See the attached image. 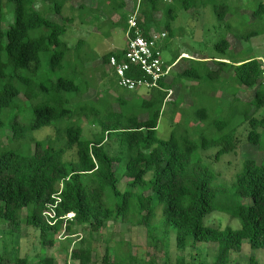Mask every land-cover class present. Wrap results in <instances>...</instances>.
Masks as SVG:
<instances>
[{
    "label": "trees",
    "instance_id": "obj_1",
    "mask_svg": "<svg viewBox=\"0 0 264 264\" xmlns=\"http://www.w3.org/2000/svg\"><path fill=\"white\" fill-rule=\"evenodd\" d=\"M136 3L0 0V222L10 235L18 233L23 225L30 226L39 231L42 246L53 247L62 233L72 236L77 233L74 226L84 224L98 233L111 221L131 223L145 226L152 235L151 221L157 206L163 204V226L175 231L177 247L183 250L198 242H211L217 246L211 264H228L231 252H240L244 240L254 250L264 249V160L245 159L229 186L215 183L216 174L198 154L200 149L219 147L215 154L219 159L235 151L238 128L247 123L249 142L260 143L264 115L257 114L264 108V67L259 56L231 59V43L224 38L215 45L221 57H199L182 68L181 61L188 58L177 56L170 61L176 64L171 76L162 80V89L149 90L142 99L109 88L94 89V78L96 83H114L109 58L121 56L123 50L87 56L86 51H80L83 43L79 39L75 70L65 66L66 59L72 61V49L62 37L77 19L86 24L88 17L107 8L108 14L100 13L95 18L127 30ZM210 4L218 18L228 16L230 5L226 0H146L140 8V24L146 36L152 29L159 31L162 22L169 30L179 9L195 13ZM6 5L13 6L14 20L4 29ZM82 9L93 15L75 16V11ZM116 15L123 25L111 19ZM263 15L261 2L254 19L261 20ZM263 32L264 28H256L239 35V39ZM184 80L191 81V86ZM201 87V99L224 89L226 95L214 97L229 107L181 108L180 90L188 89L192 94ZM252 88L253 96L248 101L238 96L241 89ZM167 89L173 91L175 103L172 130L164 139L158 135V126L167 103ZM86 125L90 137L84 135ZM43 127H51L53 134L36 139L34 131ZM212 129L218 135L210 134ZM72 150L75 159L67 160L66 154ZM123 166L128 185L125 190L119 187L122 178L117 175ZM148 189L150 194H146ZM56 197L60 201L55 208L56 222L51 225L44 211ZM244 199L250 201L244 203ZM216 210L238 218L241 227L205 225V216ZM70 213H74L72 219L64 218ZM93 252L90 242L82 240L79 247L71 249L70 259L74 264H92ZM110 254L107 246L102 263L95 264H119L110 260ZM8 260L0 254V264H10ZM36 264L56 262L45 255ZM178 264L187 263L182 259ZM249 264H258L255 255Z\"/></svg>",
    "mask_w": 264,
    "mask_h": 264
},
{
    "label": "rangeland",
    "instance_id": "obj_2",
    "mask_svg": "<svg viewBox=\"0 0 264 264\" xmlns=\"http://www.w3.org/2000/svg\"><path fill=\"white\" fill-rule=\"evenodd\" d=\"M219 2L222 0H218ZM230 5V12L225 19H220L216 15L212 4L206 8H199L195 13L184 9H179L175 20L171 21V27L167 30L162 22L159 31L164 30L167 33V39L163 42V59L164 62L169 63L175 59L181 51H186L191 54H196L201 57H221L215 49V45L226 38L231 43V49L228 51L231 54V59L243 60L251 57L259 56L263 60L264 67V32L257 36H249L246 39H239V35L250 30L264 28V17L261 20L254 19V11L259 7L264 0H226ZM83 13L87 16L93 13L87 12L85 9L75 11V16ZM108 14L107 8L99 9L98 14ZM69 15L68 12H66ZM95 15V16H96ZM93 17V22L80 23L76 21L70 28L67 29L66 34L62 37L68 46L72 49V61L66 59L65 66L69 71L75 70V61L79 60L75 52V46L79 39H82L83 45L80 46V51H86L87 56H100L111 50L122 48L125 43V33L122 26L112 27L111 22L99 21ZM264 16V15H263ZM120 15L115 17L118 24H122L119 19ZM91 19V18H90ZM166 17L162 15L161 20L164 21ZM14 20V10L12 5L5 7V20L3 22L4 29L7 28L8 23ZM259 23V26H257ZM183 57V56H182ZM196 59V58H194ZM44 65L49 69V61L44 57ZM187 61L182 60V67L188 66ZM190 62V61H189ZM179 68V70L181 69ZM213 66V69H216ZM177 72V71H176ZM177 73L173 72V75ZM93 74H91L92 76ZM115 77V76H114ZM94 78V76H93ZM264 78V77H263ZM116 79V78H115ZM116 81V80H115ZM107 83V80L96 83L93 79L94 89H110L114 92H123L125 94L137 95V98L142 99L147 96L148 90L142 89L137 92H131L118 86L117 82ZM187 86H191V81L184 80ZM218 86V85H217ZM221 86V84H219ZM223 86V85H222ZM190 88V87H189ZM220 88V87H219ZM206 87L204 88V90ZM203 87L198 88L191 94L188 89H181L183 101L181 108H189L193 111L196 107L205 105L217 106L221 109L228 108V103H224L219 96L226 95V91L219 90L217 97L213 94L204 98ZM228 91V90H227ZM230 92V91H229ZM254 88L241 89L238 95L242 100L248 101L252 98ZM200 93V94H198ZM228 94V93H227ZM230 99V98H229ZM232 99V97H231ZM196 101V102H195ZM195 102V105L191 104ZM227 102H229L227 100ZM175 98L172 94L170 99L164 106V113L162 114L159 126L158 135L161 138L167 139L172 130V118ZM224 103L225 105H222ZM28 104V102H27ZM26 104V105H27ZM254 108L251 109V113ZM179 114V112H178ZM178 114L175 116L176 119ZM180 115V114H179ZM259 115H264V108H262ZM24 121V118H21ZM235 123L236 120H235ZM249 124L242 125L238 128V138L235 151L225 153L219 159L215 158L219 147L211 149H200L198 154L205 164L216 174L217 181L215 183H226L232 185L237 174L242 170L243 162L247 158L256 159L257 161L264 160V135L259 144H252L249 142L247 134L249 131ZM264 131V127L259 128ZM210 134L218 135L217 130H210ZM9 134L10 131H7ZM53 134L51 127H43L34 131L33 136L36 139H44L47 135ZM84 135L90 137L91 130L89 126H84ZM8 142V140H6ZM66 159H75V150L66 154ZM125 167L118 170L117 175L122 178L119 184L121 190H125L127 179L123 177ZM152 191L148 189L146 194ZM249 199H244V203H248ZM164 205L161 204L156 208V216L152 219V235H149L147 228L143 225H133L131 223L122 222H108L98 233L92 232L90 226L87 224L76 225L74 230L77 232L72 236L62 233L56 239L53 247H44L39 240V231L23 225L19 232L14 235L7 233V226L0 222V254L5 259H10V264H36L42 256H53L56 264H74L70 259V251L72 248L79 247L82 240L84 243L90 242L94 249L93 263H102L103 255L107 246L111 249L110 260L119 264H178L179 260H184L187 264H211L217 252V246L211 242H198L196 245H190L186 249H180L176 245V233L170 231L163 226ZM26 212V211H24ZM204 223L207 226L218 228H225L230 226L234 229L241 227V222L238 218L232 217L226 212L219 210L205 216ZM167 231V232H166ZM6 232V233H4ZM255 255L258 264H264V249H252L247 240L243 241L242 250L240 252H231V260L228 264H249L250 257ZM15 259L26 262H18Z\"/></svg>",
    "mask_w": 264,
    "mask_h": 264
},
{
    "label": "built area",
    "instance_id": "obj_3",
    "mask_svg": "<svg viewBox=\"0 0 264 264\" xmlns=\"http://www.w3.org/2000/svg\"><path fill=\"white\" fill-rule=\"evenodd\" d=\"M144 1L146 0H137L135 8L128 17L126 47L122 55H111L109 58V67L118 86L131 92L142 89L148 91L156 88L162 89V80L171 76L176 64V62L173 64L164 62L163 42L168 37L164 30L158 32L152 29L147 36L145 35L140 24V8ZM164 1L172 2V0ZM166 91L168 92L167 102L173 91L171 89ZM59 201L60 197H56L55 203L49 204L44 211V216L51 225L56 222L55 208ZM73 217L74 213H70L64 218L72 219Z\"/></svg>",
    "mask_w": 264,
    "mask_h": 264
},
{
    "label": "crops",
    "instance_id": "obj_4",
    "mask_svg": "<svg viewBox=\"0 0 264 264\" xmlns=\"http://www.w3.org/2000/svg\"><path fill=\"white\" fill-rule=\"evenodd\" d=\"M117 16V15H116ZM91 18V19H90ZM93 19L94 18H92V17H88L87 18V20L89 21L88 23L90 24L91 22H93ZM113 21H115L116 22V20H115V17L114 18H111ZM119 19L120 20H122L120 17H119ZM77 21H79L80 22V20L79 19H77ZM101 21H104L103 19H100V22ZM105 22V21H104ZM83 23V22H82ZM122 28H123V31H124V33H125V43H124V45H123V47L122 48H119V49H117V50H124L125 49V47H126V30H125V28L122 26ZM111 51H113V50H111ZM110 52V51H109ZM107 53V52H106ZM179 57H178V59H180L182 56L184 57V58H188L187 60H192V59H194V58H196V59H198L199 57H201V56H199V55H196V54H191V53H188V52H186V51H181L180 52V54L178 55ZM203 58H209V57H204L203 56ZM178 61V60H177ZM189 61H187V64H189V63H191V61L189 62ZM53 257V256H52ZM54 258V257H53Z\"/></svg>",
    "mask_w": 264,
    "mask_h": 264
}]
</instances>
